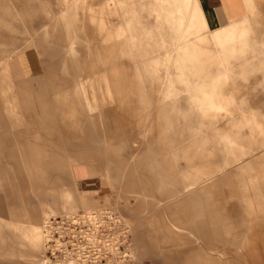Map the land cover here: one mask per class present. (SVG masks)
<instances>
[{
  "label": "rangeland",
  "instance_id": "1",
  "mask_svg": "<svg viewBox=\"0 0 264 264\" xmlns=\"http://www.w3.org/2000/svg\"><path fill=\"white\" fill-rule=\"evenodd\" d=\"M201 2L198 0L206 24L208 18ZM247 2L248 5L245 0L240 4L247 31L243 33L245 47L252 53L253 47L259 45L257 56L264 60V44L254 41L256 36L264 42V0ZM151 3L158 8L152 6V11L146 12ZM179 3L180 0H0V46L10 49L23 43L20 49L24 48L27 57L22 63L32 67L22 73L26 76L17 77L2 72L0 63V224L12 225L8 220L11 217L35 219L25 224L37 236L33 253L27 249L33 255L29 259H20L0 245V264H38L42 253L40 225L50 215H61L50 208L51 193L56 188L69 189L75 181L80 187L81 172L77 170L81 168L85 175L100 176L102 180L104 170H109L113 191L125 203V207L117 205L115 210L132 224L133 264H204L202 258L206 256L222 262L234 258L240 264H264V224L256 228L252 244H245L244 257L240 251L225 253L227 245L208 250L196 238L199 225L211 233H224L245 229L248 220L261 216V212L252 215L241 201L244 194L238 182L247 181V173L238 181L233 178L226 184L207 185L190 199L180 196L178 203L167 200L181 177L169 142L172 137L165 131L164 110L157 102L158 85L144 82L147 96L143 101L142 84L135 77L136 65L128 55L121 54L124 40L115 36L114 28L122 17L123 23L132 22L135 27L142 19L164 22L165 15L171 16ZM70 5H75L68 11L70 14L62 15V21L56 24L53 11L64 12ZM132 6L134 17L129 11ZM235 10L238 13V3ZM74 14L76 25H70ZM68 43L72 48L69 52ZM259 58L245 72L237 69L219 85L231 96L229 108L235 120L240 121L243 115L245 121L257 127L263 124L264 130V71ZM78 75L88 79V91L96 92L98 98L99 109L90 116L72 89ZM4 82H10L9 89L1 85ZM6 98L17 102L11 115ZM240 105L244 106L241 114L237 113ZM255 140L254 147L262 144L264 132ZM81 152H88L92 161H83L74 168L66 164ZM129 155L131 161L126 163ZM196 161L200 163L199 157ZM179 164H184L183 158ZM257 171L260 190L245 193L252 203L258 193L264 195V167ZM162 179L166 182L161 184ZM158 201L162 204L156 206ZM74 208L70 212L83 210ZM245 237L229 243L236 244Z\"/></svg>",
  "mask_w": 264,
  "mask_h": 264
},
{
  "label": "crops",
  "instance_id": "2",
  "mask_svg": "<svg viewBox=\"0 0 264 264\" xmlns=\"http://www.w3.org/2000/svg\"><path fill=\"white\" fill-rule=\"evenodd\" d=\"M201 1L208 18L206 24L204 20L202 21L204 14L199 9L198 0H180L179 6L174 7L171 16L165 15L164 22L154 23L155 21L142 19L138 20L139 26L135 27L132 26V22L123 23L122 17L119 18L114 33L116 37L124 40V47L120 48L121 54L128 55L136 65L135 77L142 84L140 89L142 100L144 101L147 96L143 85L145 81L149 80L158 85L155 90L159 96L157 102L160 109L164 110L165 131L172 137L169 142L172 144L177 174L181 177L178 187L167 200L178 203L181 201L180 196L190 199L212 183L226 184L233 178L238 181L245 173L250 175L247 181L238 182L244 194L241 201H245L252 215L261 212V216H254L253 219L248 220L245 229L223 231L224 233L215 231L211 233L206 227L199 225V234L196 237L204 242L208 250H218L219 247L227 245L225 253L229 254L232 250L240 251V256L244 257L242 250L245 244L249 246L252 244L256 238V228L264 224V195L258 193L254 203L248 200L249 195H245L249 190L258 191L261 188L258 186L260 171L257 170L264 167V142L258 144V147H254V143L255 139L262 136L264 130L263 124L257 127L245 121L243 115L240 121L235 120L234 111L229 108L233 102L231 96L223 91L224 87L219 85V82L229 80L237 69L245 72L246 67L259 58L257 54L260 53V46L253 47L252 53H249L248 48L245 47L243 38V33L247 32L243 24L245 15L240 10L243 0ZM245 1L247 5V1L252 2V0ZM236 3H238V13L235 10ZM156 5L149 4L150 8L148 7L146 12L152 11L154 6L158 8ZM73 7L70 5L64 12L55 13V10H52L57 21L55 23L62 21V15L70 14L68 11ZM129 11L133 17L136 15L133 6ZM50 16L53 17L52 14ZM76 20L77 14H74L70 25L76 23ZM150 26L155 32L149 29ZM137 31L140 35L135 33ZM254 37V41L258 44H264L256 36ZM22 44L13 45L10 49H5L4 44L0 46L2 55L0 63L5 74L12 73L18 75L17 77H23L27 75L22 74L23 72L31 71L32 67H25L22 63L27 57L24 48L20 49ZM66 48L69 52L72 49L71 43H68ZM11 58L14 60L10 63ZM259 63L264 71V60L259 58ZM87 81L88 79L78 75L72 82V89L78 96L83 111L90 116L99 107L96 104L98 99L96 92L88 91ZM9 83L4 82L1 85L6 84L4 89L7 90L10 88ZM5 102L7 112L11 115V111L16 109L14 108L16 99L6 98ZM147 107L143 108L147 109ZM243 108L244 106L240 105L237 113L241 114ZM244 128H246L245 132H243ZM250 128L253 130L250 131ZM81 154L82 152L79 155ZM89 156L88 152H84L75 159L69 158L66 164L74 168V165L83 161H92ZM197 157L200 163L196 161ZM131 158L132 155H129L126 163H129ZM180 158L184 159L183 165L179 164ZM77 171L81 172L78 174L81 186L79 187L75 181L71 183L73 185L69 189L53 190L50 200L51 209L66 214L74 210V207L115 208L117 205L121 208L125 207L123 200L117 199L113 191L108 169L104 170L103 180L100 176L85 175L82 168ZM262 178L264 179V175ZM163 182L166 181L162 179L160 183ZM158 189L160 190L161 186ZM161 204L158 201L156 206ZM8 220L12 225L0 224V245L7 247L10 253L20 259L31 258L33 250L37 247L35 243L37 236L25 221L35 219L23 220L11 217ZM241 236L246 237L236 244L229 243ZM202 259L205 261L204 264H240L234 258L229 262H222L212 256Z\"/></svg>",
  "mask_w": 264,
  "mask_h": 264
},
{
  "label": "built area",
  "instance_id": "3",
  "mask_svg": "<svg viewBox=\"0 0 264 264\" xmlns=\"http://www.w3.org/2000/svg\"><path fill=\"white\" fill-rule=\"evenodd\" d=\"M38 264H133L132 224L117 210L99 207L53 216L45 225Z\"/></svg>",
  "mask_w": 264,
  "mask_h": 264
},
{
  "label": "bare ground",
  "instance_id": "4",
  "mask_svg": "<svg viewBox=\"0 0 264 264\" xmlns=\"http://www.w3.org/2000/svg\"><path fill=\"white\" fill-rule=\"evenodd\" d=\"M173 59V58H172ZM99 207H102V206H99ZM99 207H92V208H83L82 207V209H86V210H91V209H97V208H99ZM105 208H108V207H105ZM110 209H112V210H115V208H110ZM79 210H81V209H79ZM79 210H77V211H79ZM77 211H72V212H69V213H66V214H72V213H76ZM66 214H61V215H59V216H65ZM52 216H56V215H50L49 217H47L46 219H44L43 221H42V223H41V225H40V227H41V229H40V233H41V243H42V253H41V256H42V254H43V251H44V241H45V225H46V223L50 220V218L52 217Z\"/></svg>",
  "mask_w": 264,
  "mask_h": 264
}]
</instances>
